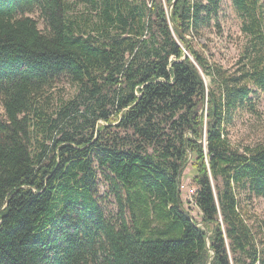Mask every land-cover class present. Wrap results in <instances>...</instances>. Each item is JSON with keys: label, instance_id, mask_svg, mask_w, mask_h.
Listing matches in <instances>:
<instances>
[{"label": "trees", "instance_id": "16d2710c", "mask_svg": "<svg viewBox=\"0 0 264 264\" xmlns=\"http://www.w3.org/2000/svg\"><path fill=\"white\" fill-rule=\"evenodd\" d=\"M221 2L0 0V264H264L246 207L264 198V146L230 139L264 92V0H232V68L197 43ZM64 79L76 93L55 102ZM191 159L201 223L182 200Z\"/></svg>", "mask_w": 264, "mask_h": 264}, {"label": "rangeland", "instance_id": "374dc122", "mask_svg": "<svg viewBox=\"0 0 264 264\" xmlns=\"http://www.w3.org/2000/svg\"><path fill=\"white\" fill-rule=\"evenodd\" d=\"M70 1L74 2L75 0ZM88 8L89 6L86 7V5L82 4L76 8L75 12L78 15H87L91 13V10H88ZM28 16L39 23L41 30L45 29L39 12ZM197 43L211 62L223 65L226 68H232L235 65L246 43V38L242 33V22L233 6L232 0H222L218 21L212 23L210 28L203 31V36L197 40ZM204 79L207 90H209L210 79L207 77ZM50 93L53 95L54 101L59 102L62 99L68 100L74 96L76 88L68 80L64 79ZM254 101L256 112H252L246 108L239 110L230 128V139L237 147L264 146V92L259 93ZM201 115H203L204 122H206L207 104L201 111ZM100 126H103L102 121L98 122V127ZM72 131L76 132L75 130ZM193 161L191 159L183 171L182 200L189 214L196 222L201 223L202 213L196 206L193 197V191H196L193 182L196 176ZM98 199L106 215L109 218H114L118 210L116 200L110 193L107 184L103 181V177H100L98 181ZM246 207L251 225L264 221V198H253L250 203L246 202Z\"/></svg>", "mask_w": 264, "mask_h": 264}, {"label": "water", "instance_id": "95a60500", "mask_svg": "<svg viewBox=\"0 0 264 264\" xmlns=\"http://www.w3.org/2000/svg\"><path fill=\"white\" fill-rule=\"evenodd\" d=\"M177 1V0H175ZM170 12H171V8L168 10V17L170 18ZM185 53L187 54V47L185 48Z\"/></svg>", "mask_w": 264, "mask_h": 264}, {"label": "built area", "instance_id": "2783aa9c", "mask_svg": "<svg viewBox=\"0 0 264 264\" xmlns=\"http://www.w3.org/2000/svg\"><path fill=\"white\" fill-rule=\"evenodd\" d=\"M193 194L195 195V192L193 191Z\"/></svg>", "mask_w": 264, "mask_h": 264}]
</instances>
